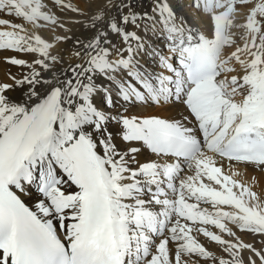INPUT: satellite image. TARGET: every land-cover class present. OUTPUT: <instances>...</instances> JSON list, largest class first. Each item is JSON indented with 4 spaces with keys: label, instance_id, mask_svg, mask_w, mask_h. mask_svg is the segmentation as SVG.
I'll use <instances>...</instances> for the list:
<instances>
[{
    "label": "snow or ice",
    "instance_id": "snow-or-ice-1",
    "mask_svg": "<svg viewBox=\"0 0 264 264\" xmlns=\"http://www.w3.org/2000/svg\"><path fill=\"white\" fill-rule=\"evenodd\" d=\"M211 4L212 0H207L206 12ZM136 18L133 14L132 20ZM261 18L264 20V11ZM121 23H129V18L122 17ZM111 30L122 31L116 24ZM130 37L136 34L124 33L122 38L127 42ZM219 37L214 25L211 38L201 36L200 42L190 46L181 39L179 48L173 46L174 63L168 64L173 75L164 77L167 85L159 82V92L140 78V71L128 72L140 85L137 88L129 81L136 102H144L146 91L153 102L162 95L165 102L183 103L196 121L195 127L158 116H126L124 110L105 115L95 104L96 82L90 76L87 82L67 80L65 87L52 86L44 93L31 83L25 89V81L16 82L15 87L24 89L27 96L24 102L8 95L13 86H0V264H177L180 245L174 253L168 247L169 239L160 241L155 251L151 247L152 237L165 226L160 217L169 215L167 210L156 211L154 205L172 207L170 201L159 199L164 194L157 179L160 170L171 178L180 170L179 158L194 159L203 143L230 160L264 168V120L247 113L244 105L239 106L244 108L239 115L229 113L223 105L218 110L200 95L204 74L215 69ZM99 43L97 36L95 44ZM3 47L0 44V49ZM9 50L17 51L10 45ZM125 51L132 49L126 47ZM108 55L110 51L103 50V55L96 57L102 63L96 69L85 68V73L129 68L131 56L121 53L119 64H115L106 59ZM6 62L27 64L15 58ZM253 77L257 82L264 77V54L256 55L243 77L213 81L214 90L219 89L224 96L226 89H246L243 94L249 104L254 97L264 101V88L257 87ZM119 89L121 98L131 103L128 88L120 85ZM101 102L107 109L113 106L108 93ZM228 107L236 109L237 105ZM116 123L124 148L113 142L109 125ZM102 131L104 136L96 135ZM197 132L199 135H194ZM141 146L168 162L146 159L138 164ZM227 191L235 197L231 189ZM237 206L250 214L245 219L260 222V227L248 229L259 235L264 219L242 202ZM191 207L185 204L186 209ZM170 231L171 242L176 243V229ZM197 247L205 253L203 259L214 256L203 245ZM256 255L264 259L258 251ZM218 264L230 261L221 257Z\"/></svg>",
    "mask_w": 264,
    "mask_h": 264
},
{
    "label": "bare ground",
    "instance_id": "bare-ground-1",
    "mask_svg": "<svg viewBox=\"0 0 264 264\" xmlns=\"http://www.w3.org/2000/svg\"><path fill=\"white\" fill-rule=\"evenodd\" d=\"M206 4L207 0H166V4L163 0H0V44L4 45L0 49V86H13L8 95L24 102L27 96L24 89L15 87L16 82L25 81V89L31 83L44 93L52 86L65 87L67 80L87 82L90 76L96 82L95 104L105 115L124 110L126 116H158L195 127L196 121L180 104L165 102L162 95L157 104H152L151 94L145 91L144 102H136L129 81L137 88L140 85L128 72L140 71V78L147 79L159 92V82L167 85L164 77L173 75L168 69V64L174 63L172 47L179 48L181 39L188 46L200 42L201 36L211 38L215 25L220 34L215 56L221 72L208 83L243 77L256 55L264 54V20L261 18L264 9L257 8V5L264 6V0H212L207 12ZM253 9H256L254 14ZM133 14L137 17L135 20H132ZM122 17H128L129 23H121ZM112 24L122 31L113 32ZM133 32L135 38L130 37L127 42L122 38L124 33ZM97 36L98 45L95 44ZM9 45L17 51L9 50ZM126 47L132 51H125ZM105 49L110 51L106 59L115 64H119L121 53L124 57L131 56L129 68L85 73V68L96 69L97 64L102 63L96 57L102 56ZM10 58L26 60L27 64L6 62ZM45 80L51 83H42ZM259 81L257 87L264 88V77ZM256 82L253 77V83ZM120 85L128 88L131 103L121 98ZM226 91L227 95L221 96L219 91L212 99L211 103L218 110L223 105L229 113L235 111L239 115L244 111L239 106L250 105L243 94L246 89ZM106 93L111 95V109L101 102ZM231 104L237 108H229ZM109 127L113 131V142L124 148L119 124ZM146 159L168 162L167 158L153 156L142 147L138 164ZM179 163L180 170L171 178L164 176L163 169L157 176L164 192L159 199L170 201L172 207L163 203L154 205L156 211L167 210L169 215L160 217L165 226L162 232L158 228V233L152 237V250L155 251L160 241L169 239L168 247L173 253L180 245L181 259L177 264H218L221 257L230 264H264V259L256 255L258 251L264 256V229L259 235L248 230L260 227V222L245 219L250 214L237 206L238 201L242 202L264 219V168L227 161L207 152ZM213 168L221 171L214 172ZM224 177L229 179L226 181ZM169 184L173 187L169 188ZM228 189L235 193L234 198ZM205 192L221 195H204ZM185 204L192 206L191 209H186ZM174 208L185 215H179ZM172 228L176 229V243L171 242ZM214 237L219 239L214 240ZM198 244L214 256L203 259L205 253Z\"/></svg>",
    "mask_w": 264,
    "mask_h": 264
},
{
    "label": "rangeland",
    "instance_id": "rangeland-1",
    "mask_svg": "<svg viewBox=\"0 0 264 264\" xmlns=\"http://www.w3.org/2000/svg\"><path fill=\"white\" fill-rule=\"evenodd\" d=\"M258 23H261V20H258ZM239 56H240V54H239ZM234 65H236V64H234ZM152 104H154V102H153ZM156 104H157V103H156Z\"/></svg>",
    "mask_w": 264,
    "mask_h": 264
}]
</instances>
